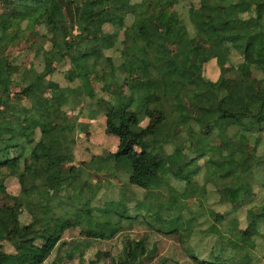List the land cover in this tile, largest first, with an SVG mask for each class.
Returning <instances> with one entry per match:
<instances>
[{
	"label": "trees",
	"instance_id": "trees-1",
	"mask_svg": "<svg viewBox=\"0 0 264 264\" xmlns=\"http://www.w3.org/2000/svg\"><path fill=\"white\" fill-rule=\"evenodd\" d=\"M181 1L0 0V193L5 201L0 203V264H68L66 255L77 253L78 264H99L106 257L111 264H146L158 249L147 238L123 239L111 256L100 247L88 258L85 248L113 240L127 219L137 220L142 212L150 218L165 209L174 211V218L159 233L183 236V254H167L175 264H264L257 252L264 241V216L248 213L249 221L228 226V234L219 224L234 213L233 218H241L239 210L254 201L257 184L245 175L264 166V0H184L187 17L176 8ZM96 3L103 5L100 10ZM161 16L166 19L162 26ZM27 33L32 45L38 44L36 56H43L41 71L35 66L23 70L8 51L11 35L23 39ZM213 53L235 54L251 69L222 70L209 79L194 66L207 64ZM54 63L58 69L68 66L60 72L64 85L48 77ZM79 100L84 104L77 115L49 128V122L75 110ZM82 116H105L113 125L106 132L122 137L120 147L130 138L139 148H133L132 158L119 150L97 155L93 162L99 171L121 168L130 186L145 191L140 197L135 190H128L130 196L122 190L118 202L134 204L130 214L118 213L111 201L104 208L92 206L91 218L75 221L82 191L75 192L74 205L50 202L49 190L55 186L69 193L75 178L84 174V165L73 163L72 143L84 129L77 127ZM29 132L38 136L27 140ZM229 138L232 151L226 147ZM169 146L180 161L164 177L156 166ZM121 154L128 155L124 162L117 158ZM195 163L200 168L193 171ZM202 169L221 203L232 205L206 228L195 212L183 214L198 196ZM8 176L18 179L20 194L7 192ZM163 190L176 201L163 198ZM23 213L30 222L22 223ZM100 217L109 226L99 234ZM71 229L80 233L66 242ZM194 235L203 252L189 245ZM230 238L232 245H226Z\"/></svg>",
	"mask_w": 264,
	"mask_h": 264
},
{
	"label": "rangeland",
	"instance_id": "rangeland-1",
	"mask_svg": "<svg viewBox=\"0 0 264 264\" xmlns=\"http://www.w3.org/2000/svg\"><path fill=\"white\" fill-rule=\"evenodd\" d=\"M197 1V0H195ZM102 4L96 3L95 4V10H100L102 8ZM176 8L178 11L181 12L182 16L187 17V5L186 2L181 1ZM1 4H0V12L1 10ZM89 19V18H87ZM166 19L164 16H161L159 19V24L162 26ZM26 25V23H24ZM108 25L105 26V29H108ZM124 34V32H123ZM29 34L27 33L25 35V38L18 39L16 36L11 35V39L9 40L11 47L9 48V52L11 53V56L14 58H19L18 64L20 67H22L23 70L30 69L32 67H36L39 71L43 69V56H36L35 49L38 47L37 45H32V39L28 40ZM46 47H49L47 44ZM213 56L211 60L207 62L204 66H194V70L198 72H203V75L206 76L209 79H216L220 72L223 70L227 72V74H233L237 70H249L251 69V65L249 63L242 62L243 60L241 57L233 54L230 57H226L225 55L221 53H213ZM38 57V58H37ZM56 66L55 71L53 72V68ZM21 69V70H22ZM68 66L62 67L61 69L57 68V64H49L48 66V77L51 79H55L56 81L60 82L62 85L65 84V80L60 75V72H64V70H67ZM20 70V71H21ZM18 89L17 87H13V91ZM49 95V94H48ZM51 95V93H50ZM77 108L75 110L69 111V113H62V115L57 118V120L53 122H49L47 124L49 128L53 127L56 123L63 122L64 119L70 118L72 115H77L82 108V105L84 104L82 100L77 101ZM2 112L5 111V109H1ZM110 120H107L105 116H100L98 119L91 120L88 117H80L78 126L79 128H84L82 131H78L75 134V138L73 139L72 143L75 149L76 154V160L73 162L76 166H79L81 164L84 165V176L83 177H76L74 180V183L71 187V191L62 193L60 190L55 188V186L49 190L48 196L50 198V202H54L55 200L63 201L65 202V205L69 203L70 205H74L76 202L75 192L78 194L79 191L84 192V197L81 199L79 205H78V211H75L73 214V218L75 221L78 220V218H91V207L95 208H104L105 205H107L111 201H115L116 203V210L119 213L122 214H130L129 210L131 206H134V204L129 203H119L118 201L121 198V192L125 188L127 189L126 192L128 195H131V191H128L130 189L135 190L138 196L142 197L145 193L144 190L136 189L134 186H130L127 182V175L126 172L123 171L121 168L114 167L111 170L107 171H99L94 164L90 165L91 162H94L96 159V156H104L110 151H126L130 158L133 156V148L139 150L138 147H135V142L131 140L130 138H125L124 143L120 147V143L122 141V137L120 134H108L106 132V128L108 126V129L113 131L111 128L112 123H109ZM148 120H145L143 122V125H146ZM264 125V120H263ZM110 127V128H109ZM38 136V133H27L26 138L27 140H31L33 138H36ZM226 147L229 150H233L235 148L234 143L232 142V139L229 138L227 140ZM168 153L164 159H162L158 165L156 166V173L160 176H168L171 174L173 170L177 168V165L179 164V155L178 152H175L172 147H167ZM128 155H118V159H121L122 162H124L125 158H127ZM95 158V159H94ZM98 159V158H97ZM117 159V160H118ZM84 161V162H83ZM208 161V160H207ZM204 162V161H202ZM97 164V162H95ZM82 165V166H83ZM93 166V167H92ZM200 166L199 164H193L191 165V168L193 171L197 170ZM264 166L261 168L254 169L250 172H248L247 175H245L246 178L251 179L253 181H257V184L255 186V198L254 201L251 203L245 204V206L242 205L240 208L241 212V218H233L234 214L227 215V219H224L222 223H219L222 225L223 230L226 234H228V226L230 227H238L240 225V222L242 225H245L246 222L249 220L247 219V214H253L258 219L264 216ZM6 173H3L5 175ZM205 169H202L199 175H197V180L200 183V188L198 192V196L191 198L185 209H183V214L186 217H190V215H194V212L196 213V216H198L199 220L198 222L203 225V228H206L210 222L215 221L216 217L220 214H226V212L231 210L232 205L231 204H222L219 198V193L216 187L213 185V183H206L205 181ZM2 175V176H3ZM113 180L112 184H110ZM173 183L175 184L176 181L174 180ZM5 186L7 189V192L10 194L18 195L21 191V186L18 182V179L14 176H8L7 180L5 182ZM124 189V190H125ZM64 194V195H63ZM163 198H165L168 201L175 202L176 197L174 195L168 194L167 191L163 190ZM162 198V199H163ZM150 201H154L157 203V198L150 199ZM4 196L0 193V203H3ZM73 208V207H72ZM75 209V208H74ZM132 209V207H131ZM60 210V208H59ZM76 210V209H75ZM63 210H60V212ZM193 211V212H191ZM203 211L207 214V217L204 216L202 213ZM98 213V212H96ZM93 215V214H92ZM145 215H147L146 212L141 213V217L137 220L133 219H127L126 222H121L120 226H122L121 232L114 237L113 240L106 241L105 244L101 245L99 243L94 244L91 246V248H85L86 250V257H90L94 255L97 250H100V247H103L106 252H109L108 256L113 255V251L117 250V248L120 249L121 247V241L127 240V238L132 239H140V238H147L148 243H156L158 246V249L156 251V255L154 259L151 262H148L146 264H158L159 260L163 257L170 256V259L166 264H175V261L173 260V256L167 255L169 252L170 254H175L178 256L179 254H183V250L185 249L182 244V237L180 234H175V232L171 234H162L159 233V229L163 228L164 225L168 224V221L173 220L174 218V211H170L165 209L162 213H154L152 217L146 218ZM133 216V214H132ZM22 223H28L30 222V217L27 213H23L21 217ZM146 218V219H145ZM239 219V220H238ZM183 222V221H182ZM98 230L97 232L104 233L109 224V221L107 219L100 217L98 220ZM264 231V230H263ZM80 231H76L74 229L69 230L63 240L68 241H75L79 235ZM19 234H22L21 232ZM194 238L190 239L189 245L192 247H196L197 250H200V252L203 250V245H201L200 239L194 235ZM234 239L230 238L228 240H224V243L226 245H232ZM123 244V243H122ZM206 245H208V242H206ZM2 247V245H0ZM4 250L9 251L8 245L4 246ZM257 252L260 257L264 256V241L260 243V245L257 248ZM69 257L68 264H78L80 261L79 253L75 254L73 257ZM55 257V254L52 255V258ZM51 260V259H50ZM102 264H111V257L102 258L100 261ZM99 263V264H100ZM48 264V263H47ZM184 264H190L189 260H187Z\"/></svg>",
	"mask_w": 264,
	"mask_h": 264
},
{
	"label": "crops",
	"instance_id": "crops-1",
	"mask_svg": "<svg viewBox=\"0 0 264 264\" xmlns=\"http://www.w3.org/2000/svg\"><path fill=\"white\" fill-rule=\"evenodd\" d=\"M110 152H114V151H110ZM92 164H93V162H91L90 165H92ZM92 167H93V166H92ZM83 176H84V174H83L82 176H80V177H83ZM109 181H111L110 184H112V181H113V180H109Z\"/></svg>",
	"mask_w": 264,
	"mask_h": 264
}]
</instances>
